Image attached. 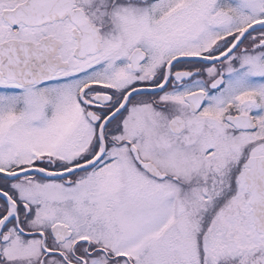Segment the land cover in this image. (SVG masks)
Returning <instances> with one entry per match:
<instances>
[{"label": "snow or ice", "instance_id": "1", "mask_svg": "<svg viewBox=\"0 0 264 264\" xmlns=\"http://www.w3.org/2000/svg\"><path fill=\"white\" fill-rule=\"evenodd\" d=\"M0 264H264V0H0Z\"/></svg>", "mask_w": 264, "mask_h": 264}]
</instances>
